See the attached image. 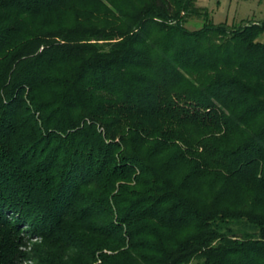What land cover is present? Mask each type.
Instances as JSON below:
<instances>
[{
	"label": "trees",
	"instance_id": "1",
	"mask_svg": "<svg viewBox=\"0 0 264 264\" xmlns=\"http://www.w3.org/2000/svg\"><path fill=\"white\" fill-rule=\"evenodd\" d=\"M195 1L0 0V264H264V20Z\"/></svg>",
	"mask_w": 264,
	"mask_h": 264
},
{
	"label": "rangeland",
	"instance_id": "2",
	"mask_svg": "<svg viewBox=\"0 0 264 264\" xmlns=\"http://www.w3.org/2000/svg\"><path fill=\"white\" fill-rule=\"evenodd\" d=\"M195 5L208 12L209 20L214 25L221 23L232 25L240 21L258 22L264 20V0H196ZM194 21L197 23L193 26ZM194 21H190L187 27L190 29L197 28L203 23L202 20L195 19ZM258 40H264V34ZM22 264L33 263L25 262Z\"/></svg>",
	"mask_w": 264,
	"mask_h": 264
}]
</instances>
